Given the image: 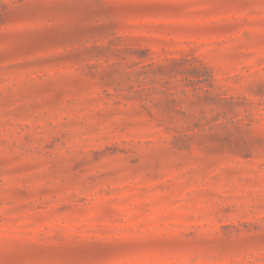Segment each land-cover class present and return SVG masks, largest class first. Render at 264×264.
<instances>
[{"label":"rangeland","instance_id":"1","mask_svg":"<svg viewBox=\"0 0 264 264\" xmlns=\"http://www.w3.org/2000/svg\"><path fill=\"white\" fill-rule=\"evenodd\" d=\"M0 264H264V0H0Z\"/></svg>","mask_w":264,"mask_h":264}]
</instances>
